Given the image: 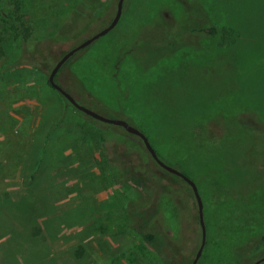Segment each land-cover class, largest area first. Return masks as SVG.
Masks as SVG:
<instances>
[{
  "label": "rangeland",
  "instance_id": "1",
  "mask_svg": "<svg viewBox=\"0 0 264 264\" xmlns=\"http://www.w3.org/2000/svg\"><path fill=\"white\" fill-rule=\"evenodd\" d=\"M23 1L29 47L9 44L0 58V264H192L202 242L193 190L149 169L139 137L75 108L49 84L51 71L15 67L30 50L53 51L48 60L58 62L111 24L119 0ZM183 1L201 11L205 2L208 21L195 22L217 25L218 35L189 33L194 16L180 1L125 0L118 25L72 56L55 82L80 105L141 130L196 183L206 225L198 264H253L264 257V0ZM72 24L81 28L39 47ZM104 139L142 159L153 182L179 187L147 229L164 244L148 246L125 221L126 203L140 194L109 161Z\"/></svg>",
  "mask_w": 264,
  "mask_h": 264
},
{
  "label": "trees",
  "instance_id": "2",
  "mask_svg": "<svg viewBox=\"0 0 264 264\" xmlns=\"http://www.w3.org/2000/svg\"><path fill=\"white\" fill-rule=\"evenodd\" d=\"M177 1H180L179 4L181 8L183 4L186 6L185 12H188L187 14L191 15L192 17L194 16V20L189 19L190 23L186 24V25H190L191 23L194 24L193 28L192 26H187L189 27V30L187 29L189 33L196 34L197 36H199L200 34L203 35L205 32H208L210 36L218 35L219 28L217 25H211V26L210 24L204 25L205 23H201V25H199L198 22L197 23L195 22V19L198 18L203 21H208L209 10L205 2L203 3L202 1H199L200 6L202 8L201 11L199 10L198 3L195 4L196 10H194L193 9L194 7L188 6L186 1L185 2L183 0H177ZM8 8H11V10H8ZM24 9L25 8H24L23 0H8V1L0 0V58L5 55L4 50L7 49V46H9V44L13 45L15 43L22 42L23 45L26 44L27 48L29 47L28 45V43H30L29 39L34 34V31L32 30L33 22L31 19L26 17V14H24ZM192 11H196V13H193ZM240 12L241 11L239 10V13ZM155 14L159 15L157 13ZM156 15L154 17H157ZM226 22L229 25L237 23L236 21L231 22L229 16H227ZM71 28L74 29V31L71 30L72 31L71 33L69 30L68 31L69 33L67 34L57 33L55 36H49L47 38H44L41 41V45L39 47L44 48V45H46L45 43L48 42L51 43V45H57L59 42L65 40L66 37L73 35V33L76 31L75 29L81 28V25L78 24L73 26L72 24ZM238 29H240L241 31V28ZM169 46L172 47V43H169ZM235 52L236 51L233 50V53ZM49 53H53V51H48V52L46 51L36 52L35 50H30L27 52L25 51L20 56V59H18V63L15 65V67H24V68L35 67L39 71L40 70L52 71V69L54 68L57 62L55 63L56 60L52 64L49 62L47 57ZM102 143H103L102 146L104 152L107 154L109 161L121 171V174L122 176L125 177L126 182H129L128 184L130 186H133V188L140 194V196L137 197L136 199L130 200L126 203L125 209L127 214L125 215V221L129 223L128 224L129 227L133 231L137 232L141 237V239L148 246L155 245L158 243L164 244V240L162 239L163 236L161 234L149 232L147 229L155 225V223L157 224L160 223L158 215H159V209L161 210L162 202L164 201L165 198L174 197L175 196L174 194L177 193L176 190L179 187L176 189L174 188L173 185H171L168 181L165 180L160 181L159 179L158 182H153L152 180H150L145 172H140L139 170L140 164L142 163V159H139L138 157L128 154L123 145L118 146L114 143V141L107 139H104ZM118 152L122 153V155L124 156L119 155ZM150 158L151 159L149 161V166H150L149 169L155 166L159 170L168 174L167 171L162 169L153 160L151 155ZM170 176L178 179L180 182L186 185V187L189 190L192 189L190 185L187 184L180 177L173 174H171ZM163 235L166 237L165 234ZM167 240L170 243L172 242V238H168ZM173 245L174 247H178L180 244L179 242L174 241ZM156 251L160 254L162 252V249H157ZM239 255L242 256V253Z\"/></svg>",
  "mask_w": 264,
  "mask_h": 264
},
{
  "label": "water",
  "instance_id": "3",
  "mask_svg": "<svg viewBox=\"0 0 264 264\" xmlns=\"http://www.w3.org/2000/svg\"><path fill=\"white\" fill-rule=\"evenodd\" d=\"M124 4H125V0H119L118 2V6H117V12L116 15L113 19V21L111 22V24L104 28L103 30L99 31L97 34H95L94 36H92L91 38L85 40L84 42H82L81 44H79L78 46H76L75 48H73L72 50H70L69 52H67L54 66V68L52 69L50 75H49V83L50 85L57 90L62 96H64L75 108H77L79 111L83 112L84 114L88 115L89 117L99 121V122H103L106 124H111L114 126H118V127H122L123 129H125L129 134L134 135L139 137L146 149L148 150V152L150 153L151 157L153 158V160L165 171H167L170 174L176 175L178 177H180L181 179H183L187 184L190 185V187L192 188L195 197L197 199V203H198V207H199V218H200V225H201V230H202V242H201V246L198 250V253L193 261L192 264H198L203 250L205 248V244H206V225H205V220H204V213H203V202L201 199V196L199 194L198 188L196 183L191 180L189 177H187L183 172L179 171L176 168H173L169 165H167L166 163H164L160 157L158 156V154L156 153L155 149L153 148V146L151 145V143L149 142V139L147 138V136L138 128H136L135 126L131 125L130 123H128L125 120L122 119H110L107 117H104L82 105H80L74 98L73 96H71L66 90H64L61 86H59L56 82H55V77L57 75V73L59 72V70L62 68V66L72 57L74 56L76 53L80 52L81 50L85 49L86 47L90 46L91 44H93L95 41H97L98 39L104 37L105 35H107L109 32H111L120 22L122 14H123V9H124ZM264 262V257L261 258L260 260L256 261L253 264H261Z\"/></svg>",
  "mask_w": 264,
  "mask_h": 264
}]
</instances>
